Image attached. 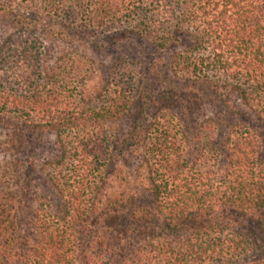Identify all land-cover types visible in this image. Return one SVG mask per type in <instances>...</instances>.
Returning <instances> with one entry per match:
<instances>
[{"label": "trees", "instance_id": "trees-1", "mask_svg": "<svg viewBox=\"0 0 264 264\" xmlns=\"http://www.w3.org/2000/svg\"><path fill=\"white\" fill-rule=\"evenodd\" d=\"M0 126V264H264V0H0Z\"/></svg>", "mask_w": 264, "mask_h": 264}, {"label": "rangeland", "instance_id": "rangeland-1", "mask_svg": "<svg viewBox=\"0 0 264 264\" xmlns=\"http://www.w3.org/2000/svg\"><path fill=\"white\" fill-rule=\"evenodd\" d=\"M170 54H166V57L168 58ZM104 59L106 63H109L110 57L108 55H104ZM7 131L4 129L3 126H0V141H5ZM29 148L27 151L20 156V159L32 163L34 159L36 158L38 161V167H36L38 170L43 165L44 162L51 160L53 157L56 156L57 150L55 146V136L51 133L45 132L38 135H34L33 139L30 142V145H28ZM12 160V158L6 153L1 152L0 153V165H4L6 162ZM134 165V163H133ZM37 170V172H38ZM41 178V179H40ZM35 180L36 182V191L42 196V197H50L53 196V198H56L52 192V187L48 185L45 181V177L40 175L39 172L37 173ZM53 194V195H52Z\"/></svg>", "mask_w": 264, "mask_h": 264}]
</instances>
